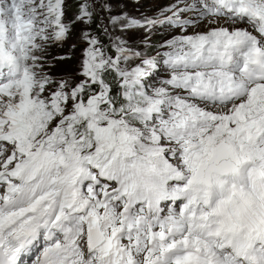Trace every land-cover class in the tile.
I'll return each mask as SVG.
<instances>
[{
  "label": "snow or ice",
  "instance_id": "obj_1",
  "mask_svg": "<svg viewBox=\"0 0 264 264\" xmlns=\"http://www.w3.org/2000/svg\"><path fill=\"white\" fill-rule=\"evenodd\" d=\"M105 8L0 0V264H264V0L109 18L178 29L155 56L90 35Z\"/></svg>",
  "mask_w": 264,
  "mask_h": 264
},
{
  "label": "rangeland",
  "instance_id": "obj_2",
  "mask_svg": "<svg viewBox=\"0 0 264 264\" xmlns=\"http://www.w3.org/2000/svg\"><path fill=\"white\" fill-rule=\"evenodd\" d=\"M106 3L107 8L103 10L97 9L98 15L94 22L95 27L99 29L102 37L98 38L90 28L91 26L87 28L90 35L97 37L100 43L106 47L109 45V36L104 33L105 27L115 36H123L130 47L135 51L143 53L145 56H155L156 51L161 48V45L166 40H170L173 36L180 34L178 29H172L167 26H158L150 34L142 29H132L121 33L118 28L114 29L108 23L110 17L121 15H126L137 20H143L145 17L152 18L159 16L163 18L161 13L177 3V0H106ZM76 11L77 0H65V22L71 21ZM167 14L171 15V13ZM70 27L72 28L71 37L62 45L54 44L48 49L47 58L52 66L50 69L46 70L50 71V74L57 78L73 75L77 71L78 65H73L74 58L77 56L80 62L83 50L87 46L77 38L80 29L83 28L84 25L76 24L70 25ZM145 38H147V43H145ZM114 51L115 50L112 49L110 54L114 53ZM68 58H70V61L65 62ZM53 60L65 62L60 69L61 73H56L59 68L54 65L56 63H54Z\"/></svg>",
  "mask_w": 264,
  "mask_h": 264
},
{
  "label": "trees",
  "instance_id": "obj_3",
  "mask_svg": "<svg viewBox=\"0 0 264 264\" xmlns=\"http://www.w3.org/2000/svg\"><path fill=\"white\" fill-rule=\"evenodd\" d=\"M91 29H92V31H93V33L98 37V38H101L102 37V35L100 34V32H99V29L97 28V27H95V24L94 23H92L91 24V27H90ZM76 58H74V64L73 65H79V59H78V57L77 56H75ZM71 58V57H70ZM70 58H68L67 59V61H65V62H69L70 61ZM54 61V63H56V64H54L55 66H57L59 69H58V71H56V73L57 74H59V73H61L60 72V69H61V67L63 66V64L65 63V62H62L61 60H59V62H58V60H53ZM61 62V63H60ZM57 69V68H56Z\"/></svg>",
  "mask_w": 264,
  "mask_h": 264
}]
</instances>
